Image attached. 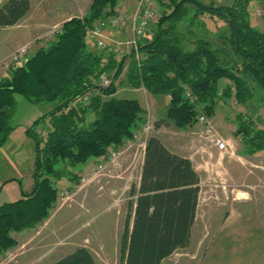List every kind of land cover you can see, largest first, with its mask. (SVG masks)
I'll list each match as a JSON object with an SVG mask.
<instances>
[{
  "label": "trees",
  "instance_id": "obj_1",
  "mask_svg": "<svg viewBox=\"0 0 264 264\" xmlns=\"http://www.w3.org/2000/svg\"><path fill=\"white\" fill-rule=\"evenodd\" d=\"M248 1L213 6L201 0H155L160 16L138 39L142 57L140 65L132 61L128 84L168 95L167 116L179 129L193 123L201 104L206 114L212 113L220 79L230 82L231 90L225 88V94L229 96L234 90L236 100L246 102L255 87L264 88V32L251 24ZM189 6L194 8V16L206 11L224 20V45L198 38L193 48H185L175 23L188 15ZM29 9L28 0L0 2V30L18 23ZM116 9L117 0H91L83 18L63 22L46 47L34 50L19 64L13 63L7 77L0 79V146L12 129L14 93L31 102L53 104L35 121H49L41 147L32 127L26 130L36 143L30 190L0 204V255L16 243L15 232L35 227L50 216L58 197L49 179L60 174L56 162L75 165L91 157L101 160L111 148L131 137L143 120L136 99L105 97L115 92L112 84L121 63L109 86L97 87L90 82V78L110 71L116 58L105 49L94 52L88 47V29L92 23L115 15ZM94 88L98 93L82 102V96ZM236 123L235 133L245 144V152L264 149V125L255 127L254 119L239 116ZM142 157L139 184L129 191L132 199L121 231L120 264H160L176 249L188 245L196 215L200 177L191 160L171 151L155 135L146 140ZM70 178L74 184L80 181L76 175ZM49 264H95V260L87 247L78 246Z\"/></svg>",
  "mask_w": 264,
  "mask_h": 264
},
{
  "label": "rangeland",
  "instance_id": "obj_2",
  "mask_svg": "<svg viewBox=\"0 0 264 264\" xmlns=\"http://www.w3.org/2000/svg\"><path fill=\"white\" fill-rule=\"evenodd\" d=\"M90 1L31 0L32 9L26 13L27 16L11 28L3 27L5 30L1 31L3 28L0 30V79L4 76L7 77L13 63L19 64L34 50L46 47L54 39L56 33L60 31L63 22L72 17L83 18L88 11ZM131 1L134 3L125 6V0H117L116 11L118 12L106 19L108 24L103 29V36L106 37L107 43L118 49V53H113L116 58L113 68L110 71L102 72L100 75L107 76L111 83L118 64H122L121 71L112 84L116 86L115 92L105 97L136 99L142 109L143 120L137 124L133 131L136 132V129L142 128L144 125L146 128L139 132L141 136L134 142L131 147L132 150L126 151L123 167L117 159H114L116 165L114 168H111L110 165L102 168L97 167L104 158L97 161L96 157L88 158L86 162L75 165H65L62 161L56 162L55 168L59 170L60 174L49 176L51 185L55 186L58 192L54 209H52L50 216L40 222L39 225L14 233L13 237L16 243L0 255V264H49L54 262L63 256L66 246L70 247L72 237L74 235V238L77 237L75 232L78 230V223L71 220V216L76 217L81 212L92 213L90 214L91 220H88L87 223H93L96 218L109 214L116 217L114 220L118 219L119 214H123L124 217L120 219L123 220L128 211V202L132 199V196L129 195L130 188L132 185L139 184L140 169L143 163L142 156L144 155L140 144L145 138L155 135L163 143L170 147L174 146L173 149L176 151L192 147L191 142L196 141L199 136L206 140L202 130L203 126L196 120L199 115H205V118L207 117L211 121L213 130L229 143V148L224 153H231L233 157L225 158L221 165L225 166L239 180L243 179L241 184L225 181L227 190L220 189V187L211 189L209 186L206 190L212 192V195H218L222 198L228 197L229 201L233 196L239 194L237 189L249 190L250 194L258 199L256 202H258L259 214L264 216V186H262L264 149L250 153L246 150L245 152V144L240 141V135L237 136L235 133L238 116L244 120L254 119L257 124L255 127L264 125V88L255 87L253 96L241 104L236 100L234 90L229 92V96L225 94V88L231 90L230 82L220 79L221 82L216 92L218 97L212 103V113L206 114L204 105L201 104L197 107L193 123L188 125L186 129L177 128L167 116L168 95L152 94L143 86L134 87L128 84V71H130L132 61L134 60L137 64L136 59H134V51L131 48L135 23L142 16L141 9L146 7L144 5L139 9L138 0ZM201 1L213 6H226L235 2V0ZM147 5L152 12L151 18L147 22L151 24L160 16L158 5L155 0H148ZM188 8V15L175 23L176 32L183 36L182 43L185 48H193L194 44L192 43L198 38L208 39L211 44L216 46L224 45L221 43L223 41L221 37L227 34V25L224 20L210 16L206 11L199 17L194 16V8L190 6ZM247 9L251 24L264 32V0H249ZM86 36L88 47L94 52H99L101 48L97 47L95 40L89 36V32ZM20 47H27V54L24 56V60L13 61L11 55ZM99 79L100 77L95 79L93 85L103 88L109 86L110 83L103 86ZM189 91L187 89V94L190 97ZM94 93H98L96 88L88 92L87 96L90 97ZM14 98L15 105L10 118L12 129L0 146V204L20 198L22 190H30V185L33 182L31 173L33 172L36 143L26 130L32 127L33 133L40 139L39 145L41 147L49 129V121L47 118L37 123L35 121L43 117L45 112L47 113L53 106L49 102H31L19 93H14ZM207 144L216 148L209 142ZM186 151L189 153L190 148ZM212 154L211 158L196 157L195 159L203 183L213 180V176L216 175L209 172V169L215 164L214 155L216 154ZM240 163L249 168L243 167ZM117 164H120L122 169ZM202 166L206 170H203ZM220 169L223 168L220 167ZM249 169L250 172L247 173ZM75 175L80 179L76 184L70 178ZM218 177H224V175L221 174ZM117 223L119 222L117 221ZM59 225L63 227L61 232ZM208 230L210 229L208 228Z\"/></svg>",
  "mask_w": 264,
  "mask_h": 264
},
{
  "label": "crops",
  "instance_id": "obj_3",
  "mask_svg": "<svg viewBox=\"0 0 264 264\" xmlns=\"http://www.w3.org/2000/svg\"><path fill=\"white\" fill-rule=\"evenodd\" d=\"M2 1L4 0H0V2ZM30 1L28 0V2ZM133 3L134 1L125 0V6ZM31 9L32 2H30L29 12ZM3 30L5 28L1 31ZM191 143L192 147H189V153L186 151L189 148L176 151L173 149L174 146L170 147L163 143L171 151L191 160L200 177V190L198 191L199 198L196 215L190 228L188 245L176 249L170 256L163 259L160 264H264V216L259 214L258 202H256L258 199L253 197L249 190L237 189L239 194L233 196L230 201L227 199L228 197L222 198L218 195H212V192L206 190L208 186L211 189L220 187V189L223 188L224 190L227 188L225 181L234 182L235 184L243 183V179L239 180L225 166L221 165L225 158H232L233 155L231 153H220L216 148L208 145L206 140L200 136ZM212 153L216 154L214 155L215 164L209 169V172H213L216 175L213 176V180L203 183L200 171L195 164V159L196 157L211 158ZM240 164L249 168L243 163ZM202 167L204 168L203 170H206L204 166ZM220 167L223 169L221 170ZM249 172L250 169L247 170V173ZM221 174L224 177H218ZM90 214L92 213L90 212ZM90 214L81 212L76 217L71 216V220L78 223V230L75 232L77 239L74 238V235L71 239L70 247L65 245L66 249L63 257L76 247L85 246L92 252L95 264H120L118 257L119 243L125 220L124 218L123 220L120 219L124 215L119 214L120 217L117 216L118 219L116 220L119 223L114 220L116 217L111 214L98 217L93 223H87L88 220H91ZM131 223L132 219L130 220V225ZM59 226V231L61 232L63 227ZM59 231L57 230V233Z\"/></svg>",
  "mask_w": 264,
  "mask_h": 264
},
{
  "label": "built area",
  "instance_id": "obj_4",
  "mask_svg": "<svg viewBox=\"0 0 264 264\" xmlns=\"http://www.w3.org/2000/svg\"><path fill=\"white\" fill-rule=\"evenodd\" d=\"M148 0H138V7L139 9L146 5L145 8H142V13L136 23H135V28H134V38L132 40L133 44L131 46V48L134 51V56L137 61V65H140V51H139V43H138V39L140 37H142L146 30V28H148L149 26V22H147L152 15V12L150 9H148L147 5ZM111 20V19H110ZM108 21H106V19H101L99 21H97L96 23H94L89 29V36L91 38H93L95 40V43L97 45L98 48L101 49H105L106 52L108 53H118V49L115 47H112V45H110L109 43L106 42V37H104L103 35V29L104 27L108 24ZM27 47H20L18 50L13 51L12 55H11V59L13 61H21L24 60V56L27 54ZM100 81H102L103 86H106L110 83V79L105 76V75H100ZM95 78H90V82L92 84H94ZM87 94H84L81 98L82 102H86L88 100L87 98ZM196 120L199 124H201L203 126V131L206 137V141L211 143V145L215 146L218 151L220 153L227 151V149L229 148V143L227 141H225V139L223 137H221L218 133H216L213 130V125L211 123V121L206 117L205 115H199L198 117H196ZM145 125L142 128H138L136 129V132L133 131L132 136L127 138L121 145H118V147L115 148H111L109 150V152L107 153L106 158H104V160L102 162H100L97 167H105L106 165H110L111 168L116 167L114 159H117V161H119L121 163V166H124V161H125V153L127 150H132L131 147L133 146L134 142L140 138V134L139 132H141L143 129L145 130ZM148 139V138H147ZM146 138L144 139L143 143L140 144L142 147V151L144 152L145 149V143H146ZM121 148V149H119ZM120 166V164H117V166ZM120 166V167H121ZM121 167V169H122ZM262 186H264V180L262 181Z\"/></svg>",
  "mask_w": 264,
  "mask_h": 264
}]
</instances>
